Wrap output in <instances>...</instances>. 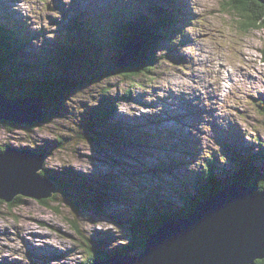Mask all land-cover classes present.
Masks as SVG:
<instances>
[{
  "label": "rangeland",
  "instance_id": "374dc122",
  "mask_svg": "<svg viewBox=\"0 0 264 264\" xmlns=\"http://www.w3.org/2000/svg\"><path fill=\"white\" fill-rule=\"evenodd\" d=\"M229 3L0 0V33L11 30L9 42L21 33L18 45L7 43L17 51L0 64V79L17 84L2 85L23 95L59 74L64 83L55 89L69 92L48 121H0L3 151L35 150L59 184L44 201L0 199V264H85L122 253L116 249L134 246L154 216L182 208L209 159L222 182L236 169L234 154L252 156L255 174L264 173V28L244 25ZM134 18L157 33L154 66L125 79L120 68H138L147 50L141 33L114 26ZM122 58L129 65L121 67ZM39 60L46 66L36 81ZM31 97L44 99L23 98Z\"/></svg>",
  "mask_w": 264,
  "mask_h": 264
},
{
  "label": "water",
  "instance_id": "95a60500",
  "mask_svg": "<svg viewBox=\"0 0 264 264\" xmlns=\"http://www.w3.org/2000/svg\"><path fill=\"white\" fill-rule=\"evenodd\" d=\"M125 51L136 53V49ZM123 62L122 58L121 67L129 65V61ZM45 107L44 100L36 97L0 95V121L33 125L43 119ZM43 159L12 148L1 152L0 199L9 202L20 194L43 200L57 192V187L39 173ZM16 175L23 184L21 190L11 191ZM262 258L264 191L232 183L202 200L189 215L162 221L147 237L140 255L118 253L93 264H254Z\"/></svg>",
  "mask_w": 264,
  "mask_h": 264
},
{
  "label": "trees",
  "instance_id": "16d2710c",
  "mask_svg": "<svg viewBox=\"0 0 264 264\" xmlns=\"http://www.w3.org/2000/svg\"><path fill=\"white\" fill-rule=\"evenodd\" d=\"M229 1L233 7H236L239 10L238 12L243 18V22L245 23L244 25H246L248 27H252V28L253 27L264 28V0H229ZM119 12L124 13L127 11L119 10ZM139 17L141 18V16H139ZM7 22H8L7 27L13 29V24L9 23L10 21H8V20H7ZM142 25L143 24H141V23L137 24V20L134 18V20H132L130 23L124 22V24L119 20V21H117V24H115V26H114L115 32L119 28L123 32L133 30L135 33H137V31L139 33H141L140 34V36L142 38L141 42L143 43L145 50H147L146 54H145V52H143L144 55L142 53L138 54L140 60L142 61V63H141V61L139 60V63H137V65L139 66L138 68H134L133 67L134 65H132L129 68H120L119 71L121 72V76L124 77L125 79L127 77H134V76L140 77L141 75H143V71H145L146 73H151L153 70V66H154L153 60L155 58L154 54H153V49L155 47L154 36L155 35L157 36V33L154 32V34H152L151 28L149 30L147 27L145 28L144 25L143 26ZM75 28L76 29L78 28L76 26V24H75ZM4 30H5V32L7 31L6 29H4ZM79 31H80V29H79ZM11 32L12 31L10 30V31H7L6 33H4L3 31H1V33H0V42L2 44V46H0V47L1 48L5 47L4 49L7 48L6 51H4V52H7L6 54H3V53L0 54V64L5 65L6 63L9 62V61H7V59L10 57V54H11L10 50H9L10 48H12L13 50H14V48H17V47H10V48L7 47L8 46L7 43L11 39L10 38ZM20 35H21V33L17 32L15 34V36L12 37V40L8 44L11 43V45H14V46H15V44L18 45V40H21ZM8 38H10V39H8ZM114 44H116V43H114ZM14 51H17V50L15 49ZM262 52H263V56H264V49ZM37 65H38L37 66L38 70L45 69V66H46V64L44 62H42L41 60H39V62H37ZM42 72H43V70L41 71V73L39 75H36V76L33 75L32 79H36V81H38L39 78L41 77ZM46 73H48L47 69H46ZM58 75L53 74L50 77H48L46 75L45 79L43 81H41L42 82L41 86H38L37 88L32 89V92L26 93L23 95L19 92V90L9 89V88H13V86L15 84H17V80L14 82V80H12L10 78L9 79L8 78L7 79L2 78V79H0V81H1L0 82V94L3 97L11 98V99H14L15 96L13 94H17V93H20L21 98H23L26 95L35 96L37 93L39 95H43L44 96V102L46 104V107L44 108V116L43 117H44L45 121H48V120H50L52 115L54 113H56L58 108L61 107L62 103L58 102V100L61 97H63L64 94L65 95L69 94V92H66L65 88L62 90L55 89L58 87V85L60 83L61 84L64 83V82H62V80L60 79V76H58ZM23 79L26 82H28L26 80V77H24ZM8 80H10L9 82L14 84V85L13 86H7V87L3 86L2 85L3 81H7V83H8ZM55 96H57V99ZM109 133L111 134V133H113V131L110 130ZM2 151H3V149L0 147V152H2ZM33 154H35V150H33ZM248 158L251 160V162H248L247 160H245V158L238 157V155L234 154V157L232 159L236 165L235 166L236 169L233 170V172H231L230 170L225 171V173H228V174L230 173V176H228L225 180L226 182H222V180L218 176H216L215 168H214V159H209V161L207 162L208 165L205 167L204 172H202V174L200 176L195 177V181L191 185L193 193L187 192L186 195L184 194L185 196L182 198V208L177 209L176 213H174L172 215L166 214V216L165 215H163V216L165 218L171 219V220H176V219H179L180 217L187 216L188 214H190L194 210L195 206L197 204H199L202 200L207 199L211 195L219 192L224 187H226L232 183H238L242 186L253 187L254 191H258L261 188L262 184H259L256 180L257 175L255 174V170H254L255 167L253 168L254 164L252 162L255 160V158H253L252 156H250ZM39 173L43 178H47V179H49L50 182H52L53 184H56L57 190H59V186H58L59 184L57 185V183L51 177H49L46 172L40 170ZM257 177H261L262 181H264V173H258ZM44 200H40V201H44ZM164 217H159V216L155 217L154 216L153 219L155 221V225H153L150 229H148V231H143V232L141 231L143 236L138 237L137 240H135L134 246L132 243V244L124 246L120 249H116V251L118 250L122 253H130L131 250H133V248H135L137 246V248L139 250L135 255L136 256L140 255L144 250V245H145V241H146L147 237L151 233L156 231L159 224L163 221ZM116 251H114V253H117ZM106 258H107L106 255L96 254L95 256H92L90 258V260H88L85 264H93L95 262V260H104ZM254 264H264V261L263 260L262 261L255 260Z\"/></svg>",
  "mask_w": 264,
  "mask_h": 264
},
{
  "label": "bare ground",
  "instance_id": "6f19581e",
  "mask_svg": "<svg viewBox=\"0 0 264 264\" xmlns=\"http://www.w3.org/2000/svg\"><path fill=\"white\" fill-rule=\"evenodd\" d=\"M230 4V3H229ZM154 13V12H153ZM161 14V13H160ZM154 15V14H153ZM186 15V14H185ZM95 16V15H94ZM162 17V16H161ZM158 18V17H157ZM159 19V18H158ZM163 19V18H162ZM161 21V20H160ZM170 21V20H169ZM192 21V20H191ZM173 22V21H172ZM196 22V21H195ZM193 24V23H192ZM82 25V24H81ZM261 29V28H260ZM211 38V37H210ZM189 62V61H188ZM23 99V98H22ZM38 99H43V98H38ZM44 100V99H43ZM42 118L44 119V117L42 116ZM42 119V120H43ZM116 127V126H115ZM23 181L21 180V183H22ZM18 184H20L19 182H16L15 180H13V183L11 184V188H19V187H22L21 185H18ZM23 184V183H22ZM245 187V186H244ZM246 187H248V186H246ZM259 191V190H258ZM261 191H264V190H260V192ZM257 260V259H256ZM95 261H97V260H95ZM255 262V261H254Z\"/></svg>",
  "mask_w": 264,
  "mask_h": 264
}]
</instances>
